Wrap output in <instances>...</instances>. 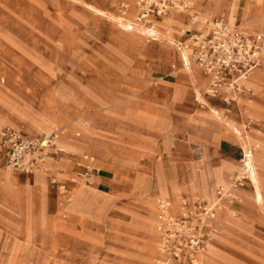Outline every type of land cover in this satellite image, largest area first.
<instances>
[{"label":"rangeland","instance_id":"1","mask_svg":"<svg viewBox=\"0 0 264 264\" xmlns=\"http://www.w3.org/2000/svg\"><path fill=\"white\" fill-rule=\"evenodd\" d=\"M89 1L97 2V0ZM200 1L196 0L194 2V9L191 10V12L193 10L197 12L198 28L202 23L201 17H205L207 20L212 17H217L225 22L234 23L231 18L235 17L237 0H205V5H202ZM252 1L246 0L243 6V19L238 24L246 30L259 29L262 31L264 25V9L262 11L261 6L263 0L258 1V3ZM247 2L252 4V6L260 7L258 21L251 26H246L244 23ZM132 3L135 5V0ZM130 4L128 0H109V4L105 5V7L108 12L116 13L118 9L121 10L123 6H126V12H128ZM85 18L89 24H85ZM92 21H95L100 27H117L122 31L132 34L130 39L127 38L126 40L122 39L123 37H120V35H117L120 41H135L143 45L147 41L140 30H129L117 23L105 22L96 13L87 14L83 6L79 5L75 0H0V116L9 121H0V124H7L21 129L12 120L11 115L21 118L22 115L24 116V109L33 110L36 109L37 105H42L45 108L46 115L49 116L53 113L54 110L51 108L53 98L48 97V95H52V92L48 93V89L46 88L51 87L53 81L57 82L67 78L64 77L67 75L68 69L65 65L69 64L68 51H66L67 47L65 44H59L61 42L63 43V40L60 39V35L55 33V31H62L65 29L64 27L69 26H76V28L92 26L90 24ZM183 23L186 26V23ZM173 33L174 31L170 34L172 39ZM78 35L79 37H84V34ZM98 37L101 39V35H98ZM172 39H169L172 44L170 47H174V44H176ZM102 41L104 42V39ZM180 61L182 63L181 58ZM262 61L261 67L253 73L264 69V60ZM142 83L144 82H140V88H143L145 85H142ZM24 84H32L39 88H45L43 92L38 93L40 94L38 98L36 97L34 100H31L24 96ZM248 88L246 91L243 88L239 92L242 95L238 99L239 104H236L241 108V115L244 119L247 117L249 118L247 119L248 121L259 123L261 126L246 129L242 126L244 119L241 121V125H239L231 117L229 118L237 123V132L243 137L249 138L252 146L261 154V169L263 172L260 178L261 200L259 203L255 200V195L252 192V187L249 182L245 184L246 188L242 187L235 190L238 201L245 194L244 190L252 194L248 197L249 200L246 203L244 211L240 210L236 212L228 209L231 218L229 219V224L231 225L222 231V233L218 229L219 233L212 239H215L214 244H216L218 237L222 234V244L215 246L212 250H217L218 253L222 254L223 264H264V84L260 87H253L248 82ZM224 91L227 92V90ZM58 94L59 100L62 102L69 101L70 97L68 93L60 92ZM231 98L232 96L226 99L232 100ZM204 106L207 107L206 104ZM224 107L227 106L225 105ZM257 109L263 111V113L261 112L257 115ZM124 112L126 115L127 110ZM5 113L8 114L5 115ZM232 113L239 117L238 111H232ZM48 116L42 121H47ZM108 121L111 122V120ZM48 125L59 126L52 125L50 122H48ZM126 127H123L122 131L124 132L121 135L118 133L117 126H106V133L108 132L107 134L111 135L114 139L118 138L116 143L126 144L124 138H138V136L135 137V133L128 131ZM50 129L47 131L49 132ZM59 130L61 132L64 130L67 131L66 128ZM46 134H50V132ZM62 134L60 135L61 137L66 136V134ZM188 136H192L191 138L193 140H197L199 144L205 147V150L207 149L209 140L205 135L196 136L189 133ZM61 137L58 140L59 145ZM139 137H142V135H139ZM236 144L240 148L238 146L233 147V150L228 155L238 161L224 158L222 165L226 164L227 161L236 164L241 161V141L240 144ZM258 145L260 146L259 148L256 147ZM60 146L68 152H74L73 149H70V146L63 144ZM131 150L129 148L128 151L121 153L120 147L116 145L115 159L123 165L136 168V160L130 156ZM141 151H143V154L148 153L147 149ZM76 153L84 155L80 152ZM63 157L75 158L77 154L75 156H61L59 158L64 160ZM94 160L90 156L89 167L93 168L92 162ZM45 165L35 169L32 173L33 177L27 179V175H20L19 177L17 175L19 172L7 168L5 164H0V173H9L12 176H18V179L14 178L20 185L25 186L27 183L34 182L37 179H41L43 183L45 182L41 185H33L32 188L26 190L24 192V202H21L19 194L13 198L11 196L10 186L1 184L3 182L0 180V264H140V260L138 259L124 258L121 260L117 248L121 243L129 241L131 252H136V245L134 243L141 241L140 235L142 236L141 233L137 232L138 230L140 232H148L152 225L150 219L147 215H143L137 210L134 212L133 222L126 224L120 218L111 219L109 212L116 205L117 201L123 197L140 205L141 207L139 209L141 210L143 206L149 203L150 197L148 194L140 195V192L133 194L136 188V181L143 175L137 174L135 178L129 180L131 182V191L125 194L123 192V186L128 180L116 173L113 177L114 183H112L111 189L101 187V189L107 191L103 192L97 189L95 180L92 177V183L85 182L83 176H81L85 172L83 161L76 160V170L69 178V184H74L75 186L80 183L90 189L97 190L102 195L100 196L102 198L98 210L95 211L94 223L90 228H86L84 220L91 221L93 217L91 218L84 211L85 206L83 207L82 205H75L73 203L75 200V187L70 188L56 177H53L49 180V197L51 198L49 199L46 176L54 166L48 163L46 165L48 171L39 172ZM219 168L212 169L210 166L206 169L194 168L192 174L187 179V183L183 187L176 186L173 188L176 183L168 184L163 178L162 189L157 193L152 202L156 210L157 222L158 202L162 198H166L165 200L169 204L171 203L170 200L174 199L177 210L179 209V202L182 197L192 200L197 195H204L212 199V192L215 186H229L231 184L232 173L234 171L239 173L237 169H230L224 178L221 179L217 172ZM159 179L157 178L158 181ZM192 180H197V182L193 184L191 183ZM156 185L157 181L153 186ZM63 186H65L67 191L63 189ZM14 188L18 190V186ZM60 204H62V210ZM170 207V210L174 212L173 204H170ZM237 209H240L239 206ZM218 217L219 213L217 215ZM157 222L154 224L156 254L152 256L151 264H157L158 262L155 260L159 256L157 253V241L159 245L158 234L156 237ZM151 242L153 241L148 239L144 241L147 245H153L154 243L152 244ZM219 246H221V249ZM208 247L205 252L211 250L213 242ZM232 254L249 259L243 260L238 257V259H235ZM169 264L179 263L172 261Z\"/></svg>","mask_w":264,"mask_h":264},{"label":"crops","instance_id":"2","mask_svg":"<svg viewBox=\"0 0 264 264\" xmlns=\"http://www.w3.org/2000/svg\"><path fill=\"white\" fill-rule=\"evenodd\" d=\"M75 1L83 6L87 14L96 13L105 22L116 24L107 15L108 11L105 5L109 4V0H97V2L89 0ZM245 2L246 0H237L235 18H231L234 24H238L243 19ZM200 3L205 5L206 1L201 0ZM263 9L264 0L261 6L262 11ZM120 12L118 10L115 14L120 16ZM126 14H129L133 20L136 9L134 8V16L131 8ZM196 15L197 12L194 10L187 15L180 14L178 19L171 21L167 27L162 30L159 29L161 33L159 40H147L144 45L135 41H120L117 35L126 40L127 38L130 39L132 34L117 27H100L95 21L90 23L92 26L79 28L69 26L64 27L65 29L62 31H55L63 40V43L59 44H65L67 47L69 64L65 65L68 69L67 75L64 77L67 78L57 82L53 81V85L46 88L48 93L52 92V95H48V97L53 98L51 106L54 110L53 113L48 116L45 108L42 105H37L38 107L36 106V109L33 110L24 109L22 119L11 115L12 120L21 129L5 125L14 128L27 137L42 136L49 132L52 133L55 129L66 128L68 130L67 138L70 142L63 141V143L65 145L69 144L70 149H73L77 157H63L64 160H61L62 158L58 159L55 155H52L48 160L47 163L54 166L46 176L48 197L49 180L53 177H56L70 188L74 187V184H69V178L76 170V160H82L83 164L90 163V160L84 158L85 156H91L95 159L92 162V169L95 185L99 191L107 192L101 187L111 189L112 183H114L113 177L117 173L128 180L123 186L125 194L131 191L129 180L135 178L137 174L143 175L141 178L153 185L156 181L158 183L157 178L161 176L168 184L176 183L173 188L176 186L183 187L194 168L206 169L210 166L212 169H217L222 166L224 158L238 161L228 155L233 147H239L236 143L240 144L239 135L229 126L236 128L237 123L241 125V121L244 119L241 115V108L233 100L226 102L227 92L225 91L222 94L219 91L216 97L208 96L206 90L209 85V78L196 65L193 66L198 70L194 69L191 72H186L180 61L183 54H180L176 48L170 47L172 46L170 42L172 31H174L172 40L175 42L185 38V35L181 32L183 28L188 32L204 31L202 25L198 28V21L194 19ZM163 17L159 18L161 20L156 19L159 20L158 23L164 19ZM214 18L217 17H212L208 21ZM201 19L207 18L201 17ZM183 22L186 23V26ZM85 24H89L86 18ZM247 31L261 32L259 29H247ZM78 34H84V37H79ZM98 35H101V39ZM102 39H104V42ZM203 79L207 82L204 83ZM141 81L144 82L142 85L145 84L143 88H140ZM204 86L206 89L204 88L202 93ZM44 88L24 84V96L27 99L34 100L39 97L40 94L38 93L43 92ZM60 92L68 93L70 97L68 102L59 100L58 93ZM201 103L206 104L207 107L204 106L203 108ZM225 105L227 107H224ZM125 110H127L126 115ZM232 111H238L240 118L235 116ZM261 112L263 113V111L257 109L256 114L258 115ZM7 114L5 113V115ZM47 116V121H42ZM218 116L225 118L227 124L221 122L217 118ZM247 119L249 118L245 117L242 123V126L246 129L261 126L259 123ZM108 120H111V122ZM0 121L9 122L1 116ZM48 122L59 126H49ZM106 126H117L118 133L121 135L124 132L122 131L123 127L127 126V130L135 133V137L138 136V138H124L126 144L123 142V144L116 143L118 138L114 139L107 134ZM199 126H212V129L207 130L209 143L206 150L197 140H193L192 136H188L189 133L193 135L194 131H198ZM48 129H50L49 132ZM139 135H142V137H139ZM116 145L120 147L121 153L128 151L129 148L132 149L130 156L135 158L136 168L116 161ZM257 147L259 148V145ZM133 148L135 149L133 150ZM144 149H147L148 153L143 154L141 150ZM241 149L240 151H242ZM0 164H4L1 156ZM218 170L220 171V168ZM237 173V171H234L232 177ZM17 175L19 177L20 175H27V179L33 177V174L21 172ZM18 176L14 175L16 179H18ZM219 186L221 185L213 188V194ZM243 187L246 188V185ZM244 191L245 194L241 196L240 201L235 200L232 204H228L231 211H244L249 200L248 197L252 194L251 192L247 193L246 190ZM182 198L190 200L186 197ZM49 199L51 198L49 197ZM174 201L172 203L174 212H172L173 210L171 212L177 214L179 209H176L177 206ZM150 204H152L151 197L149 203L143 206L141 210L139 209L140 205L123 197L110 210L109 216L111 219L120 218L123 223L127 224L133 222L134 212L138 210L149 218ZM238 206L239 210L237 209ZM60 207H62V204H60ZM228 219L231 218L229 217L228 208L225 206L224 210L219 212V217L216 220L221 233L229 227ZM157 225L158 222L156 228ZM150 231L140 232L138 230L137 233L151 236L152 232L150 234ZM221 235L216 244L213 242V248L222 244ZM151 243L153 244V242ZM129 245L130 242L126 241L121 243L117 249L123 250L128 248ZM151 246L155 247V244ZM214 256H216V259ZM221 256V253L212 250L208 255V262L223 264ZM233 257L235 259H249L238 255H233Z\"/></svg>","mask_w":264,"mask_h":264},{"label":"built area","instance_id":"3","mask_svg":"<svg viewBox=\"0 0 264 264\" xmlns=\"http://www.w3.org/2000/svg\"><path fill=\"white\" fill-rule=\"evenodd\" d=\"M191 1L136 0L137 20L152 26L154 20L167 15L172 9H188ZM204 22L207 25L204 31L188 32L181 29L185 38L177 41L175 48L178 51L189 48L187 65L198 66L209 78L206 90L208 96L216 97L221 88L240 92L243 88L241 82L261 64L263 33L230 27L220 18ZM182 64H186L184 59ZM59 137L58 130L42 136L27 137L12 127L3 126L0 128V156L5 166L17 172L32 174L36 168L46 164L52 155L57 158L75 156V152H68L58 145ZM84 158L90 160L88 156ZM83 167L85 172L81 176L86 183H91L93 169L88 164H83ZM247 181L245 174H235L231 179V188L217 187L212 201L182 198L177 216L170 213L167 201H159L158 232L162 264L168 259H184L188 264H194L196 255L215 233L214 220L219 204L225 200L232 204L235 198L231 195V189L243 187Z\"/></svg>","mask_w":264,"mask_h":264},{"label":"bare ground","instance_id":"4","mask_svg":"<svg viewBox=\"0 0 264 264\" xmlns=\"http://www.w3.org/2000/svg\"><path fill=\"white\" fill-rule=\"evenodd\" d=\"M128 1L131 3L130 4V8H131L132 15H134V8L136 9V15L133 18V20L131 19V17L129 16V14L126 17H124L126 15V9H127L126 6L125 7L123 6V8L120 10L121 11L120 13H122L123 16H117L115 13L107 12V15L110 17V19H112L113 21H115L118 25H120V26H122L124 28H128L129 30H140L141 33L144 34V36H145V38L147 40H159V35H161L159 29L162 30L164 27H167L171 21H174V20L178 19V16L180 14L187 15V14L191 13V10L194 9L193 8L194 7V2L196 0H192L191 1V5H190V7L188 9H172L171 12L169 13V15H166V16L163 17L165 19H163L161 22L158 23V21L161 20V19L154 20V23H153L152 26H149L146 23L137 20V12H138V9L136 7V0H135V5H133V3H132L133 0H128ZM216 1H220V0H216ZM231 1H235V0H231ZM258 1H260V0H254L253 2L258 3ZM259 9H260V7H258V6H252V4H249L245 8L244 23H245L246 26H251V25L255 24L258 21V16L260 14L259 13ZM168 16H170V17H168ZM166 17H168V18H166ZM194 19H195V21H198L197 20V16ZM201 20H202V23L200 25L203 26V30H206L207 29V25H205L206 23L204 21H206L207 19H201ZM225 23L228 26H230V27H233V26L241 27L238 24L228 23V22H225ZM241 28H243V27H241ZM261 32L264 35V25H263V29H262ZM189 51H190L189 48H187V49L185 48V49H182V50L179 51L180 54H183L182 59H184V61L186 62L185 66L183 67L186 72H191L194 69L195 70H198L192 64L191 65H187L186 58H187V55H188V52ZM262 60H264V43H263V49H262V54H261V64L263 63ZM261 64H260L259 67H261ZM258 68L254 69L247 76V78L241 82V85L243 86V88H245L244 91H246V89L247 90L249 89L248 88V82L253 87H260L262 84H264V69H262V70H260L258 72L253 73ZM203 80H204V83L207 82V80H205V79H203ZM204 88H205V86L202 88V91H201L202 93H203V89ZM224 90H226V89H224V88H221L220 89L221 94L223 93ZM197 92H198V90H197ZM227 94H228V96L226 95L227 96L226 97L227 99H228V97L232 96L231 99L233 101H235L236 103L239 104V100L238 99L242 95L241 93H239V92H231V91H228L227 90ZM201 104H202V106L204 108V103H201ZM217 118L219 120H221V122H224V123L227 124V121H226L225 118L220 117V116H218ZM229 125H230V123H229ZM3 126H5V125L0 124V128L3 127ZM199 127L200 128L198 129V131L197 130L194 131L193 134L196 135V136L205 135L208 138L209 135H208V131L207 130L208 129H212V126H199ZM229 128H231L235 132H237L236 131L237 129L234 126H229ZM57 130H59V129H57ZM59 131H60V135H61V133H63L62 135H65L66 132H68V130L67 131L64 130L62 132H61V130H59ZM237 134L239 135V140L241 141L242 152H243L242 153V156H243V158H241V161L238 164H236L234 162H231V161H227L226 164L222 165L223 167L220 168V171L218 170L217 172L219 173V176H220L221 179L224 178L225 174L230 169H237L239 171V174H245L246 177L248 178L249 184L252 187V191L254 192L255 200L259 203L260 200H261V191H260V186H261L260 183H261V181H260V178L263 175V172H262V169H261V164H262L261 154L258 152V150L254 146H252L249 138L243 137L238 132H237ZM63 141L70 142L69 139L67 138V134H66V136L60 138V145L61 144L65 145L63 143ZM57 143H58V141H57ZM58 145H59V143H58ZM66 145L69 146V144H66ZM47 164L48 163H46V165ZM44 165H42V166H44ZM46 165L39 172H42V171L47 172L48 171V168H47ZM42 166H40V167H42ZM7 168H11V167H7ZM12 170H14V169H12ZM0 180L3 182L1 184H7L8 187L10 186L9 188L11 189V196L13 198H15V196H17V194H19V196L21 198V202H24V192L26 190H29L35 184H41V183H43V181L41 179L40 180L37 179L34 182L27 183L25 186L24 185H20V184H18V182L14 178V176H12L9 173H0ZM74 180H73V182H74ZM162 181H163V178L160 177L157 185L156 186H153V184H150V183L146 182L144 179L139 178L136 181V188H135L133 194H136L137 192L138 193L140 192V195H142V194H148L151 197V200L153 202L154 201V197L162 189V184H163ZM196 182H197V180H192L191 181V183H193V184H195ZM17 186H18V190H16L14 188V187H17ZM74 187H75L74 188V191H75V200H74L73 203L75 205H82L83 207L85 206V210L84 211L87 212L90 215L91 218L93 217L91 221L90 220H88V221L84 220V223L86 225V228H90L92 226V224L94 223L93 219H95L94 217L96 216L95 215V211L98 210V207H99V204L101 203V198H102L100 196H102V195L100 193H98L97 190L90 189V188H88L86 186H83L80 183L76 184ZM223 187H226V188H229L230 189L231 188V184L229 186H223ZM238 188H242V187H238ZM63 189H64V187H63ZM236 189L237 188L231 189V195L235 198V200L238 201V197L235 194V190ZM196 198H200V199H204V200L210 201V200H212L214 198V194H213V198L212 199L209 198V197H207V196H204V195H197L194 199H196ZM162 199L164 201H167V200H165L166 198H162ZM171 200H170V202H171L170 204L173 203L174 199L172 201ZM160 201H162V200H160ZM228 204H229V200H225L224 202H221L219 204V206H218V208L216 210V214H215V225L216 226H215V233L213 234L212 239H213L214 236H216L217 233H219V230H218L219 228H216V227H218L217 224H216L217 215H218L219 212H221V211L224 210L225 206L229 209ZM62 209L63 208L61 207V210ZM149 211H150L149 212V215H150L149 219H150V221L152 223L151 228L149 230H151L150 231V234L152 232V235L151 236L150 235H142V236L140 235L141 241H138V242L134 243V245H136V248H135L136 252H131L130 246L128 248H126V249H123V250L117 249L118 250V254L121 256L120 257L121 260L124 259V258H131V259H138V260H140V264H151V258H152V256L154 254H156V247L151 246V245L149 246V245L145 244L144 241L146 239H148V240L153 241V243L155 244L154 224L157 222V220H156V210H155L153 204H150ZM159 212L160 211H159V207H158V216H157V218H158V225H157V228H156V232H157V234L159 236V241H160V235H159V232H158ZM170 213L172 215H174V216L179 215V211H178L177 214H173L171 212V210H170ZM229 217H230V215H229ZM228 221H229V219H228ZM229 225H231V224H229ZM230 228H231V226H230ZM218 239H219V237H218ZM214 240H211L209 243H207V245L205 246V248L203 250H201L196 255L195 260H194V264H211L210 262H208V255H210L213 247L211 248V250H207L206 252H205V250L209 246L210 243L214 242ZM221 241H223V240L221 239ZM158 246L159 245H158V241H157V250H158L157 253H158L159 256L156 258L155 261L158 262L157 264H162V261L161 260H162L163 256L161 255ZM208 249H209V247H208ZM172 261H176L179 264L180 263L187 264L186 263V260H184V259H180V260L168 259L165 264H169ZM212 261H214V260H212Z\"/></svg>","mask_w":264,"mask_h":264}]
</instances>
